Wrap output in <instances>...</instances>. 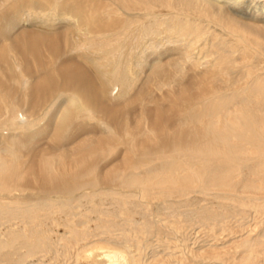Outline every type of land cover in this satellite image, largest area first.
Returning <instances> with one entry per match:
<instances>
[{"label":"bare ground","instance_id":"1","mask_svg":"<svg viewBox=\"0 0 264 264\" xmlns=\"http://www.w3.org/2000/svg\"><path fill=\"white\" fill-rule=\"evenodd\" d=\"M251 4L0 0V264L59 250L141 264L147 235L196 224L214 242L192 261L264 264V220L215 247L264 212V0Z\"/></svg>","mask_w":264,"mask_h":264},{"label":"rangeland","instance_id":"2","mask_svg":"<svg viewBox=\"0 0 264 264\" xmlns=\"http://www.w3.org/2000/svg\"><path fill=\"white\" fill-rule=\"evenodd\" d=\"M254 1V2H253ZM263 2V0H245V4L246 5H250L251 3V6H254V5H256V4H258V3H262ZM26 28V29H30V28H32L29 24H24L23 26H21V28ZM34 27H36V26H34ZM37 28H39V29H41V30H47L46 28H44V27H41V26H38ZM47 31H50V30H47ZM70 33H73L72 31L70 32ZM69 40H70V37H69ZM74 41H77V37H74ZM89 67H90V69L92 68L90 65H89ZM92 70V69H91ZM264 212H262V213H250V215L249 216H247V218H245L244 219V221H242L243 223H242V225H241V229H239L237 232H235V233H232V234H230L229 233V231H217L216 233H215V236H217V238H222L221 240H223V241H218V243L219 244H217V245H215V247H217V248H222L223 246H227V245H229L231 242L229 241L230 239H231V241H234L236 238V236H238V235H243V233H245V234H247L248 232H250V230L251 231H253L254 233H256L254 230L256 229V226H258L259 225V223H257L256 221H258L257 219H259V221H262V220H264V219H262V218H264V214H263ZM261 217V218H260ZM161 217L159 216V217H153V219L155 220V221H159L158 219H160ZM255 220V221H254ZM162 221V220H161ZM258 221V222H259ZM15 221H13V222H11L12 223V227H15L14 225L17 223V221L14 223ZM163 222V221H162ZM255 222H256V224H255ZM231 226H233L234 228H235V225H236V223L234 222V221H231L230 223H229ZM248 224V225H247ZM10 225V224H9ZM8 224H4V226L2 225V233L5 231V226L7 227V226H9ZM59 228V229H58ZM249 228V229H248ZM253 228V229H252ZM53 229H54V232H55V234H57V233H59L58 235H60V233L62 234L63 233V231L61 230L62 229V227H55V226H53ZM58 229V230H57ZM246 230V231H245ZM245 231V232H244ZM247 232V233H246ZM252 232V234L254 235V233ZM2 235V234H1ZM0 235V236H1ZM156 234H150V236L149 235H147L146 236V238L143 240L144 242H142V244L141 245H143L142 246V248H144V249H142L141 251H142V253H141V257H139L140 255H138V254H140V253H138V254H136L137 252H136V250L134 249V248H128L127 249V254H128V256L130 255V257H132V256H135L136 255V257H139V258H141V260H140V262H142V263H149V264H163V263H166V254L170 251V253H171V251H175V255H180V256H182V257H184V258H190V257H188L189 255L187 254L188 252H189V254H190V252L193 250V251H205L208 247H210V244H213V237L212 236H210L208 233H207V230H206V228L203 226H200V225H198V224H196V225H194V226H192V227H190V228H187V229H184L183 231H178V232H173V231H170V230H166V231H164L163 233H160L159 235H157V236H155ZM234 237H233V236ZM1 237H4V236H1ZM239 237V236H238ZM5 238V237H4ZM230 238V239H229ZM233 238H235L234 240H232ZM98 239V237H94L93 238V240L92 241H96ZM168 239V240H167ZM160 240V241H159ZM226 240H227V242H226ZM165 241H168V242H165ZM222 242H224V244L222 243ZM169 244V245H168ZM185 244L187 245V247H186V249H188L187 251H186V253H184L185 252V250L186 249H184L185 248ZM118 246H122V244H121V242H118V244H117ZM171 245L173 246V247H171ZM203 245V246H202ZM206 245V246H205ZM121 248V247H120ZM190 248H191V251H190ZM195 248V249H194ZM198 248V249H197ZM58 249H59V247H58ZM131 249H134V250H131ZM167 249H168V251H167ZM197 249V250H196ZM132 251H134V252H132ZM165 251V252H164ZM177 251V252H176ZM231 251H233V249H231ZM179 252V253H178ZM55 253H57V255H61L62 253H61V251L59 250L58 252H53V254H52V252L51 253H49V254H44V255H40L38 258H36V257H33L31 260H33V261H31L30 259L28 260V262H25V264H72V263H74L75 264V257H74V252H73V256H71V255H67V256H57V255H55ZM58 253H60V254H58ZM173 253V252H172ZM182 253L185 255V254H187L186 256H184V255H182ZM132 254V255H131ZM51 257H50V256ZM53 255H54V258H52L53 257ZM142 255H143V257H142ZM177 255V256H178ZM236 255H238V254H236ZM45 256V257H44ZM46 256H48V257H46ZM70 256L72 257V258H70ZM164 256V257H163ZM58 257V258H57ZM62 257H63V259H62ZM101 258H102V256H100ZM100 257H97V259H100ZM34 258H36L35 260H34ZM56 258V259H55ZM74 258V259H73ZM39 259V260H38ZM52 259V260H51ZM54 259V260H53ZM58 259V260H57ZM73 259V260H72ZM66 260V261H65ZM101 260V259H100ZM161 260V261H160ZM193 259H191L190 258V260L188 259V261H190L189 263H187V264H226V263H221V262H218V261H214V260H202V259H198V260H196V262H194V261H192ZM200 260V261H199ZM202 260V261H201ZM37 261L39 262V263H37ZM55 261V262H54ZM102 261H105V259L104 260H102ZM155 262V263H153V262ZM188 261H186V262H188ZM192 261V262H191ZM208 261V262H207ZM151 262V263H150ZM110 264V263H108V262H104V264ZM141 263V264H142ZM24 264V263H23ZM131 264H135V263H131ZM136 264H139V261L136 263ZM167 264V263H166Z\"/></svg>","mask_w":264,"mask_h":264}]
</instances>
